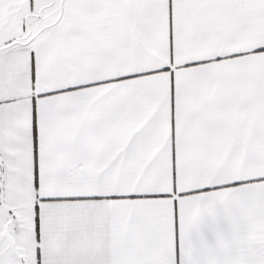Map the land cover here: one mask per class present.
I'll list each match as a JSON object with an SVG mask.
<instances>
[{
  "label": "snow or ice",
  "instance_id": "snow-or-ice-1",
  "mask_svg": "<svg viewBox=\"0 0 264 264\" xmlns=\"http://www.w3.org/2000/svg\"><path fill=\"white\" fill-rule=\"evenodd\" d=\"M0 264H264V0H0Z\"/></svg>",
  "mask_w": 264,
  "mask_h": 264
}]
</instances>
